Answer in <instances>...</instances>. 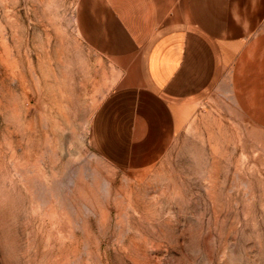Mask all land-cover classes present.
<instances>
[{
	"label": "rangeland",
	"instance_id": "obj_1",
	"mask_svg": "<svg viewBox=\"0 0 264 264\" xmlns=\"http://www.w3.org/2000/svg\"><path fill=\"white\" fill-rule=\"evenodd\" d=\"M104 14L0 0V264H264V128L228 97L178 119L153 164L101 152L123 73Z\"/></svg>",
	"mask_w": 264,
	"mask_h": 264
},
{
	"label": "crops",
	"instance_id": "obj_2",
	"mask_svg": "<svg viewBox=\"0 0 264 264\" xmlns=\"http://www.w3.org/2000/svg\"><path fill=\"white\" fill-rule=\"evenodd\" d=\"M99 1L106 50L123 70L94 126L111 161L153 164L176 121L210 95L264 128V0Z\"/></svg>",
	"mask_w": 264,
	"mask_h": 264
}]
</instances>
